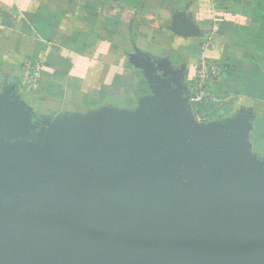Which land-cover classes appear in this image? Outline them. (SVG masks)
I'll return each instance as SVG.
<instances>
[{"label": "crops", "instance_id": "1", "mask_svg": "<svg viewBox=\"0 0 264 264\" xmlns=\"http://www.w3.org/2000/svg\"><path fill=\"white\" fill-rule=\"evenodd\" d=\"M202 55L219 71L209 94L220 106L201 134L264 168V0H0V109L38 152L51 130L82 124L140 148L172 134L170 98ZM25 62L41 65L35 84Z\"/></svg>", "mask_w": 264, "mask_h": 264}, {"label": "water", "instance_id": "2", "mask_svg": "<svg viewBox=\"0 0 264 264\" xmlns=\"http://www.w3.org/2000/svg\"><path fill=\"white\" fill-rule=\"evenodd\" d=\"M170 99L175 131L143 148L82 124L51 130L38 152L0 109V264H264V168L201 134L187 87ZM173 190L219 210L202 230L150 231L141 210Z\"/></svg>", "mask_w": 264, "mask_h": 264}, {"label": "rangeland", "instance_id": "3", "mask_svg": "<svg viewBox=\"0 0 264 264\" xmlns=\"http://www.w3.org/2000/svg\"><path fill=\"white\" fill-rule=\"evenodd\" d=\"M165 194L160 203L141 210L146 220L143 222L150 231H156L158 224L164 221L168 226L202 230L204 216L219 210L218 207L212 208L210 204L200 207V204L190 203L186 193L182 190H173Z\"/></svg>", "mask_w": 264, "mask_h": 264}, {"label": "built area", "instance_id": "4", "mask_svg": "<svg viewBox=\"0 0 264 264\" xmlns=\"http://www.w3.org/2000/svg\"><path fill=\"white\" fill-rule=\"evenodd\" d=\"M205 50V47L203 48ZM41 65L39 63L25 62L23 64L22 77L29 85L35 84L41 76ZM219 71L205 62L204 56L200 59L199 70L193 88H188L189 103H203L204 105L216 104L220 101L209 94V87L218 78ZM195 121L203 123L208 118L204 112L194 111Z\"/></svg>", "mask_w": 264, "mask_h": 264}, {"label": "trees", "instance_id": "5", "mask_svg": "<svg viewBox=\"0 0 264 264\" xmlns=\"http://www.w3.org/2000/svg\"><path fill=\"white\" fill-rule=\"evenodd\" d=\"M194 82L195 80L190 83H188V88H193L194 87ZM210 93V91H209ZM212 97H214L212 94H210ZM217 99V98H216ZM191 108L193 109V112L196 110L198 112H204L207 114L208 117H212L213 114H216V109H217V105L216 104H210V105H204L203 103H194V102H190Z\"/></svg>", "mask_w": 264, "mask_h": 264}]
</instances>
